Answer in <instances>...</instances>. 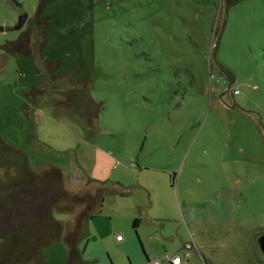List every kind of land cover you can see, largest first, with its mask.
<instances>
[{
  "label": "rangeland",
  "instance_id": "374dc122",
  "mask_svg": "<svg viewBox=\"0 0 264 264\" xmlns=\"http://www.w3.org/2000/svg\"><path fill=\"white\" fill-rule=\"evenodd\" d=\"M27 34L57 65L56 88L8 51ZM72 81L101 107L91 124L57 105ZM0 140L35 170L62 169L74 193L98 185L85 176L117 190L82 242L101 241L106 264H129L117 236L135 264L144 251L150 264L165 251L186 261L188 244L212 264H264V0H0ZM54 217L64 236L74 228L70 213ZM64 242L45 264H68Z\"/></svg>",
  "mask_w": 264,
  "mask_h": 264
},
{
  "label": "trees",
  "instance_id": "16d2710c",
  "mask_svg": "<svg viewBox=\"0 0 264 264\" xmlns=\"http://www.w3.org/2000/svg\"><path fill=\"white\" fill-rule=\"evenodd\" d=\"M48 1V0H45ZM43 27V25L40 23ZM41 30V27L39 28ZM37 44L30 34L8 44L11 53L30 57L40 65L42 75L55 85L57 65L39 58ZM72 87L63 92V100L57 105L73 109L89 122L98 118L101 107L89 94L85 84L72 81ZM33 87L27 94L26 111L30 118L40 106L44 86ZM0 264H45V251L62 239L68 248V264H79L80 253L76 247L83 223L95 219L102 211L107 193L115 189L98 184L94 191L80 193L70 191L67 176L57 166L49 165L35 170L31 168L27 153L0 140ZM55 212L70 213L75 218L74 228L64 237L63 226L54 217ZM140 219L133 221L132 228L137 236ZM146 258L147 255L145 254Z\"/></svg>",
  "mask_w": 264,
  "mask_h": 264
},
{
  "label": "crops",
  "instance_id": "0c3cea01",
  "mask_svg": "<svg viewBox=\"0 0 264 264\" xmlns=\"http://www.w3.org/2000/svg\"><path fill=\"white\" fill-rule=\"evenodd\" d=\"M81 177H84V175H81ZM85 179L88 180V181H90V180L91 181H95V180L90 179L89 177L86 178V176H85ZM116 192H117V190H116ZM101 215H103L102 214V211L99 214H97L95 218H97V217H99ZM208 217L213 220V221H209V223H211V225H214V224H217V223L220 222L218 216L208 215ZM208 217L205 218V219H208ZM89 220H91V219H87L85 221L84 226L81 229V232L79 233L78 242L76 243V247H77V249H78V251L80 253V261H79V264H106V262L102 258V251H103L104 247H103L101 241L99 243H95V242L94 243H91L90 247H89V243L88 242L85 243V245L82 244V242L84 241V239L89 237L87 235L88 234V230L86 228ZM190 222L193 223L194 225L204 224V222L198 221V220H196L192 216L190 217ZM209 223L207 222V224H209ZM222 223H225V222H222ZM136 237L138 238V234H137ZM117 241L119 243V244H117V247H116L117 253H119L120 255H123V256L127 257L129 264H135L134 261H133V257H132L133 249H132L131 243L129 241H124V240H117ZM65 245H66V243H65ZM188 246H189V244H188ZM188 246H186V245L183 246L182 247L183 250L186 247H188ZM206 250L207 249H205L204 246L203 247H201V246L199 247L197 245L191 244V253H190V256H188V259L186 261H184V258L182 257L183 264H190V263L193 262L192 255H191L192 253L193 254L194 253L199 254V256H200V258H201V260H202V262L204 264H212V262L207 257ZM144 253L147 255V258L146 259L148 261V264H150V256L145 251H144ZM165 253L167 254L166 251H165ZM175 254L178 255L180 253H175ZM135 256H136V254H135ZM139 264H145L142 261L141 258L139 259ZM162 264H165V263H162ZM168 264H170V263H168Z\"/></svg>",
  "mask_w": 264,
  "mask_h": 264
},
{
  "label": "built area",
  "instance_id": "2783aa9c",
  "mask_svg": "<svg viewBox=\"0 0 264 264\" xmlns=\"http://www.w3.org/2000/svg\"><path fill=\"white\" fill-rule=\"evenodd\" d=\"M117 240H122L121 236H117ZM188 249L191 250V245L188 246ZM190 252L187 254L189 255ZM170 263V264H183L182 257L179 255L172 256L170 254H165L160 260L154 262V264H162V263Z\"/></svg>",
  "mask_w": 264,
  "mask_h": 264
},
{
  "label": "water",
  "instance_id": "95a60500",
  "mask_svg": "<svg viewBox=\"0 0 264 264\" xmlns=\"http://www.w3.org/2000/svg\"><path fill=\"white\" fill-rule=\"evenodd\" d=\"M28 20V16H23L20 20L19 23L16 26V29H22L24 27V25L26 24Z\"/></svg>",
  "mask_w": 264,
  "mask_h": 264
}]
</instances>
